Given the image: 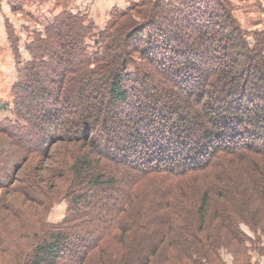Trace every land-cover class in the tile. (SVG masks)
Returning <instances> with one entry per match:
<instances>
[{
    "label": "trees",
    "instance_id": "16d2710c",
    "mask_svg": "<svg viewBox=\"0 0 264 264\" xmlns=\"http://www.w3.org/2000/svg\"><path fill=\"white\" fill-rule=\"evenodd\" d=\"M176 2L129 0L102 30L64 8L28 46L12 87L18 120L0 121L17 146L0 191L61 143H81L72 173L82 182L30 264H151L163 243L193 260L211 242L199 234L212 214L220 237L243 242L241 220L264 233V161L243 165L264 156V30L252 46L230 2ZM190 214L198 231L177 233L174 219Z\"/></svg>",
    "mask_w": 264,
    "mask_h": 264
},
{
    "label": "rangeland",
    "instance_id": "374dc122",
    "mask_svg": "<svg viewBox=\"0 0 264 264\" xmlns=\"http://www.w3.org/2000/svg\"><path fill=\"white\" fill-rule=\"evenodd\" d=\"M139 1L145 2L143 7L149 9L155 0ZM169 1L175 6L178 4L177 0H164L166 3ZM226 1L233 6L242 28L250 32L247 37L253 46L255 37L251 33L254 30H264V0ZM128 6L129 0H0V121L15 123L18 120L12 87L24 76L25 64L32 60L28 46L35 41L38 34L43 38L47 37L46 26L55 16L67 8L75 14L87 16L96 24V30H102L111 19L114 10L122 11ZM141 18L135 16V13L132 14V18L130 17L134 21ZM177 23L180 29L186 30L187 26L182 24L181 20H177ZM89 42L93 46V40ZM262 49L264 50V42ZM157 76L160 78L159 75ZM80 146L79 142L61 143L45 157L35 156L23 163L24 165L20 163L21 167L16 168L15 171L17 180L14 188L0 191V264H30L34 259V248L36 243L40 242V236L42 235L43 238L51 225H58L65 219L74 198V190L81 186L77 183H82L77 181L72 173L75 154H78ZM16 148L17 146L8 137L0 133V167L5 165V162L13 163L15 157L11 152ZM248 158L249 160L243 162V165L250 166L255 158L261 159L262 163L264 161L263 155L255 153L249 154ZM166 176L164 173L152 175L150 181L153 184H151L159 185L160 178ZM34 180L40 182L38 184L43 190V193L38 191L36 199L35 193L31 192L34 195L29 196L27 191L29 182ZM9 208L16 214L7 215L6 209ZM5 215L8 217H4ZM191 217V214L188 218L176 217L175 231L186 236L197 232L201 224ZM156 222L160 224L159 218L154 220V223ZM218 222L219 220L217 221L212 214L204 224L205 231L199 234V240L202 238L205 240L206 234H211V242H207L203 255L197 254L193 260H189L181 253L182 251L163 243L151 264H264L262 230H255L253 223L241 220L238 222V228L244 233V241L239 243L237 239L217 235ZM194 260H197V263H194Z\"/></svg>",
    "mask_w": 264,
    "mask_h": 264
}]
</instances>
